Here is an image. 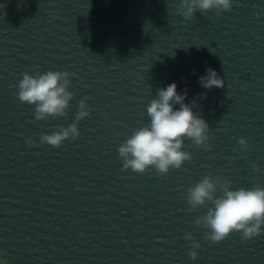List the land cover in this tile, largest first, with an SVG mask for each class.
I'll list each match as a JSON object with an SVG mask.
<instances>
[{"label":"clouds","instance_id":"1","mask_svg":"<svg viewBox=\"0 0 264 264\" xmlns=\"http://www.w3.org/2000/svg\"><path fill=\"white\" fill-rule=\"evenodd\" d=\"M231 8L232 0H180L176 6V14L190 21L197 10L207 12L215 9L219 14L221 11H230ZM71 76L74 73L67 71L49 70L34 75L25 72L16 86L17 97L21 103L35 106L34 119L37 121L47 120L49 117H64L73 98L72 92L68 90L71 87ZM198 82L207 90L213 87L224 88V80L212 68H207L206 74L200 76ZM186 96L187 90L183 94L177 93L174 82L157 90V98L152 99L146 109L150 123L137 128L117 149L123 161L122 170L131 169L137 174H144L151 167L158 175H165L170 169H180L184 162L192 159L189 152L181 150L185 137L195 146L209 150V126L192 111L197 106L195 101L184 103ZM200 97L205 98L206 93H201ZM86 99L79 102L72 124L67 128L59 127L52 134H41L40 144L60 148L65 140L74 141L80 135L77 122L89 116L91 111L85 103ZM176 104H179V108L174 110ZM26 143L30 148L35 144L31 138ZM238 144L241 150L247 149L245 139H239ZM252 170L258 172L259 167L253 164ZM217 189L222 195H216ZM185 199L190 211L205 206L206 202L212 203L213 207L207 209L206 215L194 221L197 226L206 230L204 238L212 244L222 242L232 232H239L244 241L257 237L262 232L264 188L260 186L231 190L230 181L208 174L187 189ZM184 239L191 243L192 249L200 247L199 242L192 240L191 233H187ZM188 255L190 259L197 258V253L193 250Z\"/></svg>","mask_w":264,"mask_h":264},{"label":"water","instance_id":"2","mask_svg":"<svg viewBox=\"0 0 264 264\" xmlns=\"http://www.w3.org/2000/svg\"><path fill=\"white\" fill-rule=\"evenodd\" d=\"M0 264H124L0 162Z\"/></svg>","mask_w":264,"mask_h":264}]
</instances>
